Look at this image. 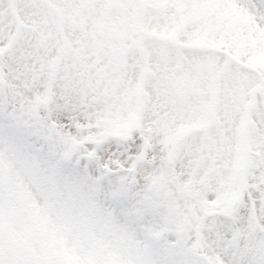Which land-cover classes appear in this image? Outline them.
Returning a JSON list of instances; mask_svg holds the SVG:
<instances>
[{
	"label": "snow or ice",
	"instance_id": "1",
	"mask_svg": "<svg viewBox=\"0 0 264 264\" xmlns=\"http://www.w3.org/2000/svg\"><path fill=\"white\" fill-rule=\"evenodd\" d=\"M0 264H264V0H0Z\"/></svg>",
	"mask_w": 264,
	"mask_h": 264
}]
</instances>
